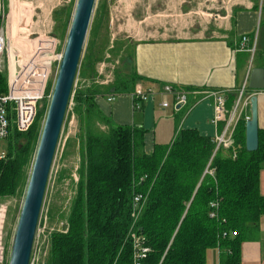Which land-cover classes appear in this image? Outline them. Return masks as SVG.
<instances>
[{"label":"trees","instance_id":"1","mask_svg":"<svg viewBox=\"0 0 264 264\" xmlns=\"http://www.w3.org/2000/svg\"><path fill=\"white\" fill-rule=\"evenodd\" d=\"M100 5L93 31L90 28L92 43L105 18L106 0ZM71 15L68 10L64 33ZM3 23L0 14V27ZM126 41L132 44V52L123 60L132 64L131 70L115 69L113 81L106 86L92 84L73 93L71 112L81 124L79 177L65 228L48 235L44 264H132V242L127 235L132 225L150 246L145 264H157L162 255V264H206V250L212 247L221 250L219 264H240L238 236L249 225H257L264 214V195L259 191L264 129L258 128V148L246 150V116L240 115L233 146L227 154L220 152L211 159L212 176L204 174V169L212 156L213 138L196 129L181 128L170 142L155 143L152 151L145 153V130L114 123L95 100L99 95L129 93L140 80L132 60L135 43ZM102 54L90 49L79 71L95 76L94 63L103 59ZM7 76L6 70L0 71V94L7 90ZM238 93L226 95L227 108H232ZM44 101V109L37 110L27 130L9 127L7 150L0 159V202L24 196L47 109V98ZM132 107L140 108L136 109L134 101ZM100 125L105 129L100 130ZM136 194L144 197V203L135 218ZM211 202L217 204L214 217L209 216Z\"/></svg>","mask_w":264,"mask_h":264},{"label":"crops","instance_id":"2","mask_svg":"<svg viewBox=\"0 0 264 264\" xmlns=\"http://www.w3.org/2000/svg\"><path fill=\"white\" fill-rule=\"evenodd\" d=\"M163 1L167 9L176 8L172 0ZM213 1L216 0H198L195 11L201 15L197 20L202 22L195 25L190 36L167 33L165 36L158 31L156 35L135 38V67L141 76L136 82L157 90L166 84L187 89L184 105L178 109L171 104L162 107L161 101H170L171 96L160 94L140 102L138 110H133L130 92L117 95L110 102L105 95L95 99L104 115L114 123L145 130V153H150L155 143L170 142L181 128H193L203 136L214 138L221 127L211 122L213 99L207 96L209 90L225 89L227 94L239 92L234 105L238 102V112L244 114L246 120L250 116V96L256 94L258 128L264 129V89L250 90L247 87L251 68L264 69V29L261 34L257 30L258 25L264 22V9L261 10L264 0L260 6L257 0H238L230 5L217 3V6ZM186 2L178 0L180 6ZM153 9L159 8L153 3ZM8 27L11 30L15 27L12 16L8 18ZM23 28L28 29L25 25ZM243 36L247 37L244 47L253 48L251 52L239 50ZM254 52H257L256 61L251 64L249 57ZM221 154H227L226 150H221ZM259 191L264 195V161L259 173ZM238 238L241 240L240 264H264V214L260 215L257 225L246 227ZM220 252L217 247L208 248L206 264H219Z\"/></svg>","mask_w":264,"mask_h":264},{"label":"rangeland","instance_id":"3","mask_svg":"<svg viewBox=\"0 0 264 264\" xmlns=\"http://www.w3.org/2000/svg\"><path fill=\"white\" fill-rule=\"evenodd\" d=\"M75 1L76 0H0V14L4 22L1 27H3L2 29L7 37L8 49L15 51L19 50L26 55L35 47L43 46L46 43L44 40L47 39V36H53L58 41L56 52H61L67 36V32H62L64 27L63 24L67 18L66 15L68 10H72L73 12ZM237 1L238 0H216L212 3L215 6H217V3L219 5H230L235 4ZM101 2L102 0L95 1L80 63L84 60L83 56L92 48L96 50V54H100L102 51V56L104 57L102 60L94 63L95 76H86L78 69L47 182L30 264L45 263L48 251V235L52 230H62L65 228L71 201L75 193V186L79 177V166L81 163V124L71 112L74 91L77 88L87 87L92 84L106 86L113 81L115 69L124 71L131 70L132 64L124 61V57L127 53L129 51L132 52V44L126 40H131L134 45L135 38L153 34L156 35L155 33L158 31L162 33L161 35L165 33V36L166 33L168 35L180 37L190 36L194 33L193 29L195 25L198 24V22H202V20L198 21L201 15L195 11L198 0H187L186 4L183 3V6L178 4V0H172V3H176V8L174 10L167 9L163 4V0H106L105 18L98 31L95 43H92L90 28L92 26L93 31L94 20L97 17ZM157 2L159 4H157ZM153 3L154 7L156 6L159 9H153ZM261 3L262 0H257L259 6ZM9 16H12L15 21V27L12 30L8 27ZM69 19L71 20V16ZM261 21H263V19L260 20V22ZM263 23L264 22H262V25H258L257 30L259 34H261L264 29ZM24 25L28 29L23 28ZM33 33L35 37L30 36V34ZM36 37H39L44 43H40V40ZM130 44L131 48L129 47ZM133 51L134 57L132 56V60H134L133 64H135V46ZM256 55L257 52H254L253 55L250 54L249 59L251 64L255 63ZM56 71L57 64H52L51 73L47 79L45 88L47 104ZM50 81L52 82L51 88L50 92L47 93L46 89ZM44 107L45 101L42 99L38 102V111H42ZM43 117H45V114ZM41 120L43 124L44 118ZM104 129L105 126L100 125V130ZM6 150L7 140L2 139L0 140V151L4 152ZM22 201L23 196L21 194L0 202V239L4 248L3 261L9 259L13 233Z\"/></svg>","mask_w":264,"mask_h":264},{"label":"built area","instance_id":"4","mask_svg":"<svg viewBox=\"0 0 264 264\" xmlns=\"http://www.w3.org/2000/svg\"><path fill=\"white\" fill-rule=\"evenodd\" d=\"M2 28L0 27V71L6 70L8 76L7 90L5 93L0 94V140L7 137L11 125H14L18 131H25L32 124L38 110V102L45 98L46 83L51 73L52 64H57L58 68L63 51L56 52L58 41L53 36H47V39L44 40L46 43L43 46L35 47L26 55L19 50H9L7 37ZM34 35V33L30 34L31 37H35ZM246 40L247 37L243 36L239 50L251 52L253 48L244 47ZM14 58H18V71L15 70ZM158 94L171 96L170 101H167V99L161 101L160 105L162 107L171 104L175 109H178L187 102L188 90L175 88L170 84H166L161 90H157L152 87H143L136 82L133 91L130 92L136 109L140 107V102L153 98ZM50 95L48 96L49 98ZM226 95L227 90L225 89L207 91V96L213 99L211 122L222 125L213 138L214 149L212 156L204 169V174L207 173L211 176L214 173V169L210 164L211 159L217 153H220L221 150H227L233 146L235 125L241 115L240 111L238 112V102L232 108H227ZM115 97L116 95L109 94L106 95V100L110 102ZM4 157L5 152L0 151V159ZM143 203L144 197L141 194L134 195L132 215L135 218L140 213ZM216 205V202L210 203L212 209L209 212L210 217L216 216L214 210ZM135 229L136 227L133 228L132 225L127 232L132 242V264H145L150 252V246L146 243V236ZM137 229L139 230L138 226ZM163 256H161L157 264H162ZM3 258L4 248L0 239V264H6V260L3 261Z\"/></svg>","mask_w":264,"mask_h":264},{"label":"water","instance_id":"5","mask_svg":"<svg viewBox=\"0 0 264 264\" xmlns=\"http://www.w3.org/2000/svg\"><path fill=\"white\" fill-rule=\"evenodd\" d=\"M96 0H76L71 15L51 95L27 186L11 242L8 264H30L44 195L52 162L66 116L71 92L80 66L83 46ZM18 58H14L15 70H19ZM247 87L250 90L264 89V69L252 67ZM250 116L245 122V148H258L257 96L249 100Z\"/></svg>","mask_w":264,"mask_h":264}]
</instances>
